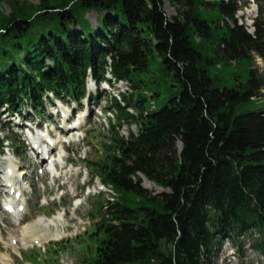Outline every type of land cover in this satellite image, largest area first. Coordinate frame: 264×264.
<instances>
[{
  "label": "trees",
  "instance_id": "1",
  "mask_svg": "<svg viewBox=\"0 0 264 264\" xmlns=\"http://www.w3.org/2000/svg\"><path fill=\"white\" fill-rule=\"evenodd\" d=\"M168 1L171 17L163 0H7L0 14V112L79 105L89 77L131 89L108 109L140 127L92 163L116 195L82 264H214L224 236L264 255L263 6L250 32L235 0Z\"/></svg>",
  "mask_w": 264,
  "mask_h": 264
},
{
  "label": "rangeland",
  "instance_id": "2",
  "mask_svg": "<svg viewBox=\"0 0 264 264\" xmlns=\"http://www.w3.org/2000/svg\"><path fill=\"white\" fill-rule=\"evenodd\" d=\"M30 1L38 3L40 0ZM235 1L239 8L236 15L239 24L247 27L250 32H254V21L260 16L257 0ZM259 1L264 10V0ZM163 4L168 17L179 12L168 0H163ZM9 12L10 6L7 0H0V14ZM86 17L92 27L97 29L101 15L91 11L86 14ZM75 30L78 31V27ZM253 66L263 70L264 59L257 56ZM238 67L243 77L247 75V70L241 68V64ZM230 69L231 67H226L227 71ZM88 88L91 93L97 95V99L85 98L82 100L81 107L66 98L65 101L53 100L55 103L53 106L50 102H45L40 107L39 114L35 113L37 116L30 105H25L21 114L5 108L0 112V140L4 137L9 139L5 145L10 144L9 148L5 147V155L0 159V167L5 173L8 166L18 164L20 169H24L27 173V179L23 181L27 188L21 196L27 200L24 219L20 222L16 221L11 213L1 212L3 209L0 207V256L9 253L13 258V264H82L85 257L95 253V244L91 241L90 235L93 234L96 222L99 220L100 208L98 207H101L103 203L107 205L108 200H113L116 194L110 185H102L105 182L98 175L97 170L95 169L96 172L93 170L92 163L105 162L107 154L112 150L115 133L128 137L130 133H137L140 126L123 120L119 123L116 113L108 109L115 97L120 100L122 93L131 91L126 82L112 80L99 85L90 80ZM59 110V114L56 115ZM63 111L64 113L68 111L70 114L74 111L73 121H83L79 129L68 135L61 133L58 127L63 124L61 116ZM23 117H25V123L30 117L35 118L33 127L38 123L43 126V131L48 130L51 133L57 153L63 155L62 160L69 159L67 163L65 162L66 167L63 172L70 171V178L64 173L61 179L54 182V172L45 173L34 156L36 154L33 155L28 150L29 145L26 141H24V150L21 148L19 149L21 152H18L17 146L21 145L19 141L25 140L20 127L24 122ZM112 125L115 126L114 130ZM59 140L61 142H58ZM62 145L67 150L64 151ZM6 158H13L14 162L8 163ZM49 161L51 157L48 159V164ZM58 175L60 176L61 172ZM141 184L152 194L166 191L144 176H142ZM42 218L54 219L49 221L51 231L48 240L42 242L40 246L36 244L33 247L21 248L19 252L5 248L4 241H9L12 236L19 239L23 226L36 223ZM18 242L20 243L19 240ZM2 262L0 258V264ZM213 263L264 264V255L254 250L250 246V240L244 236L239 238L224 236L222 246L213 256Z\"/></svg>",
  "mask_w": 264,
  "mask_h": 264
},
{
  "label": "bare ground",
  "instance_id": "3",
  "mask_svg": "<svg viewBox=\"0 0 264 264\" xmlns=\"http://www.w3.org/2000/svg\"><path fill=\"white\" fill-rule=\"evenodd\" d=\"M59 112H60V110H59ZM72 112L74 114V111H72ZM65 115L71 116L68 111L66 112ZM59 127H61L62 131L64 133H67V135L72 132L69 129L70 125H68L67 123L61 124V125H59ZM35 138H36L35 143H37L38 145L41 144V146H42L41 149L38 150V153L40 156L39 163L43 167L45 173L52 171L48 167V161L47 160L50 157L54 156V158L51 160L53 162L54 166L56 167V170L53 171L54 172V182L61 179V177L64 175V173H66L65 176L69 177V174L71 173L70 171L67 170L66 172H63V171H65L64 169L66 167L65 161L68 162L69 159L64 158L65 161L62 160L63 155H61V153H57L56 144L55 145L49 144V142L47 141V137H46L45 133H43L41 135V138H39V137H35ZM25 139L29 140L28 136H26ZM59 142H61V141H59ZM29 144H31V142H29ZM63 148L66 149L65 146H63ZM5 160H7L8 163L14 162L10 158H6ZM2 170L3 169L0 167V184L5 185L7 187L6 190L8 191L10 198L7 200L4 199V202H2L3 198H1V196H0V207L3 209L1 212H3L5 210L4 208L7 209V206H12L13 217L15 218L16 221L20 222L22 219H24V209L27 206V200L25 198H22L21 196H22V194L24 195V191L27 187L23 182H21L19 185L16 184L15 179L11 174L14 173L15 177L16 176L20 177V176L25 175V171H24V169H20V168H19V170H16V165L8 166L6 168L7 172L5 174L2 173ZM10 170H12L11 174L9 172ZM60 172H61V175L59 176L58 174ZM8 182L10 184H15V185H13V186H15V188L13 189L11 187H8L10 185ZM7 183L9 184L8 186L6 185ZM3 189H5V188H3ZM4 196L6 197L8 195H4ZM52 220H54V219L49 220L48 218L47 219L42 218L39 221L37 220L36 223L23 226L19 239H16L15 236H12V237H10L9 241H4L5 248H11V249L18 251L20 248L32 247L35 244L40 246L42 244V242L48 240L49 239L48 237H50L51 227H50L49 221H52ZM21 226H22V224L20 223V227ZM40 235H42V236H40ZM18 240L20 241V243L18 242ZM0 258L4 262L3 264H9L8 260L11 259V255L10 254H4L3 256H0Z\"/></svg>",
  "mask_w": 264,
  "mask_h": 264
},
{
  "label": "water",
  "instance_id": "4",
  "mask_svg": "<svg viewBox=\"0 0 264 264\" xmlns=\"http://www.w3.org/2000/svg\"><path fill=\"white\" fill-rule=\"evenodd\" d=\"M149 180V179H148Z\"/></svg>",
  "mask_w": 264,
  "mask_h": 264
}]
</instances>
